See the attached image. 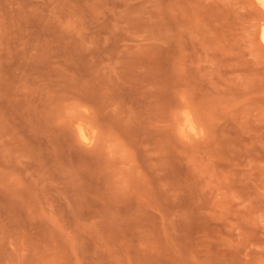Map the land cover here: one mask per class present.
I'll use <instances>...</instances> for the list:
<instances>
[{
  "label": "rangeland",
  "instance_id": "obj_1",
  "mask_svg": "<svg viewBox=\"0 0 264 264\" xmlns=\"http://www.w3.org/2000/svg\"><path fill=\"white\" fill-rule=\"evenodd\" d=\"M259 18L0 0V264H264Z\"/></svg>",
  "mask_w": 264,
  "mask_h": 264
},
{
  "label": "bare ground",
  "instance_id": "obj_2",
  "mask_svg": "<svg viewBox=\"0 0 264 264\" xmlns=\"http://www.w3.org/2000/svg\"><path fill=\"white\" fill-rule=\"evenodd\" d=\"M254 2L260 10V18L257 22V37L264 52V0H254ZM187 120L189 123V127L193 129L194 127L189 118H187ZM80 136L85 142H89L91 139L90 136L82 128H80Z\"/></svg>",
  "mask_w": 264,
  "mask_h": 264
}]
</instances>
